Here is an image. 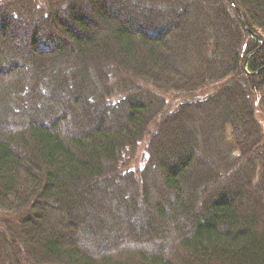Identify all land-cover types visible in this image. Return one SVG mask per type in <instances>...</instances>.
Segmentation results:
<instances>
[{
	"label": "trees",
	"instance_id": "obj_1",
	"mask_svg": "<svg viewBox=\"0 0 264 264\" xmlns=\"http://www.w3.org/2000/svg\"><path fill=\"white\" fill-rule=\"evenodd\" d=\"M191 1L0 2V264H264V0Z\"/></svg>",
	"mask_w": 264,
	"mask_h": 264
},
{
	"label": "rangeland",
	"instance_id": "obj_2",
	"mask_svg": "<svg viewBox=\"0 0 264 264\" xmlns=\"http://www.w3.org/2000/svg\"><path fill=\"white\" fill-rule=\"evenodd\" d=\"M113 1H116V0H102V2H105V4H107V6H108L109 3H112ZM197 1L200 2L199 0H197ZM2 2H6V0H4ZM9 2H10V0H9ZM190 2H192V1L190 0ZM192 4L193 5H195V4L197 5L198 3H192ZM90 23L91 22H89V24ZM180 23L182 25H184V21H183L182 18L180 20ZM261 92L262 91L253 93V100L255 101V106H254L255 113H254V115H255V118L257 119V121L260 123V125L262 127V133H263V139H264V97H263V92L262 93ZM202 97H204L202 94H198L197 93V94L194 95V97L192 99H199V98H202ZM169 100L171 102V104H170L171 106L174 105V104L176 105L179 102V100H177V99L169 98ZM45 116H47V114H45ZM77 117L78 116H74V117L71 116L70 117V121H72V122L76 121ZM74 127H75V124L74 125L72 124L71 127H69V128L65 127L64 129L66 131H68V130L70 131ZM136 151H137V153H136V155L134 154L135 157L134 156L132 157L133 160H131L130 166H131L132 170L138 172V170L143 167L145 161L147 160L146 159L147 158L146 142L145 141L142 142L140 144V146L137 148ZM153 176H154V180L152 182L155 184V189H156L157 184L160 185L161 182H160V178H158L159 177L158 175L153 174ZM90 191H92V189ZM153 192L158 195V196H155V198H159V199L165 198L166 195H167L166 193H163L162 191H159V190H156V191L154 190ZM139 196L140 195L137 194V197H139ZM112 198L118 200V198L116 196H114ZM110 204H111V202H110ZM131 205H132V203H127L126 204V206H131ZM101 206L103 207L104 203H102ZM114 206H115V209L112 208L110 211L105 212L106 213L105 214L106 218H108V221L106 223L108 228L105 229L106 235H107L106 236L107 242L106 241L89 242L88 241L89 239L87 238L88 232H85V230L81 231V234L75 233L72 236V238H71L73 240V242H75L78 245V247H82V245H84L83 247H86L84 242H87V243H90V244L93 243L94 244L93 248L96 247L97 249L104 248L103 250H111V249L118 248V246L121 245V243H115L114 244V243H112L110 241L111 238L114 237V236H117V235L122 236V237H120V241H122L123 237H126L127 239L129 237V240H131V241L138 240V238H136V237H131L133 234H137L136 232H134V230L132 228V223L129 220H127L126 218H124V219L120 218V213L123 210L122 205L118 204V205H114ZM44 208H45L46 211L47 210L50 211L49 209H47V207L44 206ZM91 213H92V211H91ZM95 214H96V216L98 215V213L94 212V215ZM3 219H4V217H3ZM50 219H52V217H48V220L45 219V221L42 223V225L38 224V226H36V227H38V231L39 232H40L41 226L44 225V229L41 228V232L44 233V234H49L48 228L53 226L54 223H55V222L50 221ZM155 220L156 219L152 218V221L154 222V224H157ZM124 228L131 229L133 231L129 234V236H127L128 233H123V229ZM140 235L143 236V237H147L149 234H148L147 231L144 230L142 233H140ZM108 238H110V239L108 240ZM85 239H88V240L85 241ZM90 244H88V246ZM90 246H92V244ZM83 247H82V249H83Z\"/></svg>",
	"mask_w": 264,
	"mask_h": 264
},
{
	"label": "water",
	"instance_id": "obj_3",
	"mask_svg": "<svg viewBox=\"0 0 264 264\" xmlns=\"http://www.w3.org/2000/svg\"><path fill=\"white\" fill-rule=\"evenodd\" d=\"M2 1L3 0H0V2H2ZM242 24H243L244 28L246 29L247 27H246V24H245L244 20H242Z\"/></svg>",
	"mask_w": 264,
	"mask_h": 264
}]
</instances>
